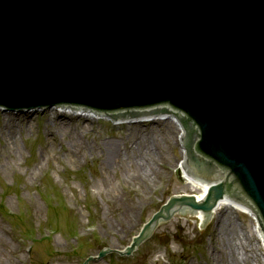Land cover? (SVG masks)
<instances>
[{
  "label": "water",
  "instance_id": "water-1",
  "mask_svg": "<svg viewBox=\"0 0 264 264\" xmlns=\"http://www.w3.org/2000/svg\"><path fill=\"white\" fill-rule=\"evenodd\" d=\"M0 109L179 118L189 180L211 187L201 203L171 197L126 255L225 196L264 235V0H0Z\"/></svg>",
  "mask_w": 264,
  "mask_h": 264
},
{
  "label": "rangeland",
  "instance_id": "rangeland-1",
  "mask_svg": "<svg viewBox=\"0 0 264 264\" xmlns=\"http://www.w3.org/2000/svg\"><path fill=\"white\" fill-rule=\"evenodd\" d=\"M63 117L51 135L52 114L0 111V264H82L103 248L123 250L169 197L200 193L177 175L182 154L173 122L114 126ZM9 120L13 125L5 126ZM107 145L124 161L106 166ZM131 147L150 163L149 176L134 170L139 153L132 155ZM139 176L150 181L146 192ZM127 197L138 206L130 225L121 218ZM229 213L239 233L236 255L264 264L254 222ZM216 222L204 229L196 219L176 215L130 256L113 253L89 264H218Z\"/></svg>",
  "mask_w": 264,
  "mask_h": 264
},
{
  "label": "bare ground",
  "instance_id": "bare-ground-1",
  "mask_svg": "<svg viewBox=\"0 0 264 264\" xmlns=\"http://www.w3.org/2000/svg\"><path fill=\"white\" fill-rule=\"evenodd\" d=\"M91 113L92 112H80V113H70V114L69 113L52 114V119H49V121H48V124L50 126L49 133L51 135H53V132L61 129L59 126L63 125L64 120H66L63 117L64 115L77 116V117L80 116V117H84L85 120H89L90 118L94 119V118H92ZM4 125L10 126V125H13V122H11V120H9V121H6L4 123ZM137 149H139L138 146H137ZM133 150L134 149L131 147V154L132 155H134L135 153H139V152H133ZM106 153L104 151L102 152L103 155L104 154L106 155L105 163H106V166H108V167L109 166L112 167L115 163H121L125 159L121 156L120 152L115 150V148L112 145H110V146L107 145ZM140 156H141V153H139L138 157L135 155V157H133V159H132V162H133V165L135 168L134 170L139 169V170H141V173H144L147 176H149L148 173L151 172L152 167H151L149 162L143 164V161H142L143 159L139 158ZM185 169H186V167L184 165H183V172H182L181 168H178V170L181 172V176L184 180V185L189 187V189L191 191L199 190L200 193L198 195H196L195 198L198 202H201L203 197H204L207 186L204 184H200L197 182L190 181L188 173ZM137 180L139 181V184L145 188V192H146L150 181L143 178L142 176H139V178ZM123 203H124V206H121L122 210H123L121 213V218L123 220V223H125V225L126 224L130 225V223L133 222L134 214L136 213L138 206L135 204L136 202H133L128 197L124 199ZM240 207L241 206H237V205H233L230 203L219 201V203L217 204V209H214L210 213L209 220L212 221L214 219L215 222L217 221L216 222V236H215V242L213 244V247L215 248L216 254L220 258V261L218 264H248L246 259L241 258V260H240L239 257L236 255V250H237L236 248H238V246H241V245H240V242L237 243V240L239 238V233L236 231V229L234 227V223L232 221V217L229 213V209H231V210L241 212V213L249 216V214L247 212H245L244 210H242ZM179 215L180 216H186V217L189 216V217H192V218L198 220L199 222H202L201 212L191 213V212L183 209V214H179ZM253 230L258 235L257 231H259V230L256 229V226H254ZM258 238L260 240L259 236H258ZM263 262H264V260H263Z\"/></svg>",
  "mask_w": 264,
  "mask_h": 264
}]
</instances>
